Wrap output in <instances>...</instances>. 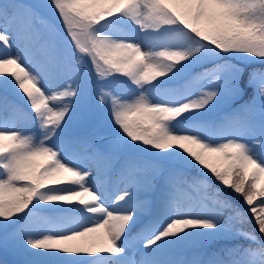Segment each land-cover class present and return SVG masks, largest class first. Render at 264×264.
<instances>
[{
  "label": "snow or ice",
  "instance_id": "snow-or-ice-1",
  "mask_svg": "<svg viewBox=\"0 0 264 264\" xmlns=\"http://www.w3.org/2000/svg\"><path fill=\"white\" fill-rule=\"evenodd\" d=\"M0 42L17 264H264V0H0Z\"/></svg>",
  "mask_w": 264,
  "mask_h": 264
},
{
  "label": "rangeland",
  "instance_id": "rangeland-1",
  "mask_svg": "<svg viewBox=\"0 0 264 264\" xmlns=\"http://www.w3.org/2000/svg\"><path fill=\"white\" fill-rule=\"evenodd\" d=\"M32 2L36 3H42L46 2V0H30ZM12 52L15 53L18 51L16 47V40L13 38L12 40ZM3 49L2 42H0V50ZM4 92L0 89V96H3ZM227 108L226 105H221L217 109L210 111L206 114H204L201 117L200 122L205 124H213V123H219L221 119L224 117L226 113H224L225 109ZM224 109V110H223ZM221 112H220V111ZM103 185V189L106 192L107 195L114 197V195L124 187V181L122 177L116 176V175H108V176H102L99 181ZM141 225H138L136 229L133 230V234H135L137 231H139ZM213 242L205 244L202 248H190L186 250L177 251L175 255L178 258H199L201 253H207L211 254L213 252H216L215 246H211ZM21 258L15 254L10 249H5L4 247L0 246V264H17V261Z\"/></svg>",
  "mask_w": 264,
  "mask_h": 264
},
{
  "label": "trees",
  "instance_id": "trees-1",
  "mask_svg": "<svg viewBox=\"0 0 264 264\" xmlns=\"http://www.w3.org/2000/svg\"><path fill=\"white\" fill-rule=\"evenodd\" d=\"M243 99H244V100L248 99V96H245ZM241 103H243V100H239V101H237V102H236V105L241 104ZM235 202H236L237 204H239V201H235ZM247 227H251V225H248ZM220 245H221V244L218 245V251H219L221 248L225 247V246L220 247Z\"/></svg>",
  "mask_w": 264,
  "mask_h": 264
}]
</instances>
